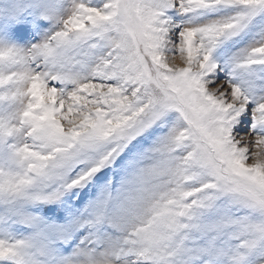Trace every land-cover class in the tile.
<instances>
[{"label": "snow or ice", "instance_id": "1", "mask_svg": "<svg viewBox=\"0 0 264 264\" xmlns=\"http://www.w3.org/2000/svg\"><path fill=\"white\" fill-rule=\"evenodd\" d=\"M0 264H264V0H0Z\"/></svg>", "mask_w": 264, "mask_h": 264}]
</instances>
